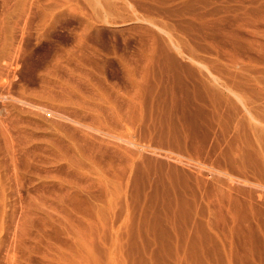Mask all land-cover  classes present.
Wrapping results in <instances>:
<instances>
[{
    "label": "rangeland",
    "instance_id": "rangeland-1",
    "mask_svg": "<svg viewBox=\"0 0 264 264\" xmlns=\"http://www.w3.org/2000/svg\"><path fill=\"white\" fill-rule=\"evenodd\" d=\"M0 264H264V0H0Z\"/></svg>",
    "mask_w": 264,
    "mask_h": 264
}]
</instances>
